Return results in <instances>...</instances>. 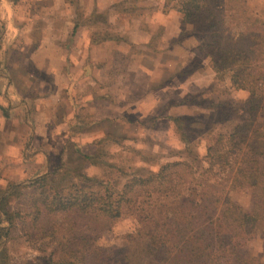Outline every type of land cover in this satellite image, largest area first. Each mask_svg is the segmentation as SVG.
<instances>
[{
    "label": "rangeland",
    "instance_id": "1",
    "mask_svg": "<svg viewBox=\"0 0 264 264\" xmlns=\"http://www.w3.org/2000/svg\"><path fill=\"white\" fill-rule=\"evenodd\" d=\"M182 1L185 0H117L110 9L98 11L95 15L99 16L92 18L96 25H89L92 26L91 31L98 30L99 38H102L105 30L110 31L111 36L117 37V42L125 37L129 46H126V54L107 43L95 50L99 62H90L92 71L87 75L82 74L79 65L49 62L50 50L41 46L44 44L42 37L46 35H52L55 40L65 39L71 26L66 15L74 11L72 14L75 18L86 17L87 10L93 5L91 0H4L3 5L0 4V20L8 25L6 32L9 39L16 30L26 26L13 46L6 41L7 61L0 57L10 81L5 87L0 81V102L7 105L2 107L3 111L0 108V189L9 183L23 182L51 170L62 160L66 161L68 167H78L89 176L100 175L102 168L85 161L76 147H80L84 153H92L97 148L94 139L105 137V123L92 124L94 103L103 93L110 99L125 101V112L132 123L125 127L126 136H115L122 137L121 140L106 141L104 150L107 159L109 154L111 161L127 166V172L135 174L157 171L161 164L170 161L185 160L195 168L197 163L202 162L206 148L217 137L220 123H228L227 119L234 123L240 121L239 117L234 116V113H241L236 102L244 100L247 93L231 88L229 72L223 67L217 75L208 55L198 52L199 49L193 52L199 44L196 34L198 26L187 24V28H181L177 35H171L157 24L159 21L155 12L158 8L164 14L172 10L176 13L175 7ZM108 2L99 0L103 8ZM247 2L249 9L255 13L257 11L256 14L259 13L264 19V0L258 1L254 8ZM148 23L154 24L152 29L148 28ZM138 32H142L140 39H150L149 47H145L143 42H134L139 39ZM119 34L124 37L121 38ZM27 37L31 44L25 47L23 39L27 40ZM33 43L39 44V48L34 50ZM193 43L196 46L192 48ZM54 49L56 55L65 52L59 47ZM112 49L116 52L112 53ZM68 50L70 54L74 51L72 48ZM28 54L30 62H27ZM112 59L113 64H104ZM234 61V57H229L227 67ZM141 65L153 72V79L150 75H141L143 87L129 94L130 86L134 87V72ZM69 70L72 73L70 78L67 76ZM209 78L212 80L207 84ZM145 87L149 88L147 98L138 94ZM220 101L224 103L221 107H215L212 111L207 108L213 102ZM163 105L179 107L175 115L191 119L189 150L192 156H188L189 150L187 152L182 148L179 136L174 133L173 123L163 118L155 119L160 114H167L159 111ZM77 119L83 122L80 131ZM138 119L144 127L136 124L135 120ZM109 121L114 123V118ZM260 166L264 167V157L260 158ZM211 184L218 193L223 191L229 194L243 211L251 213L255 209L251 190H233L229 183L221 179ZM47 199L46 192L42 194L24 188L11 201V209L23 215L8 243L10 264H41L40 249L53 247V243L45 239L43 230L37 231L31 226L34 218L31 207L36 202L40 206ZM258 212L264 215L261 210ZM40 219L53 218L43 213ZM43 222L39 223V227L42 228ZM132 227L130 219H120L110 232L102 235L101 242L116 249L118 264H145L152 255L143 243L122 244L119 236L130 232ZM237 238L242 241L241 247L245 252L257 257L258 264H264V219L257 221L248 236L240 235ZM214 246L205 252L202 264H238L237 252L233 257V247L223 244ZM93 262L88 256L87 263Z\"/></svg>",
    "mask_w": 264,
    "mask_h": 264
},
{
    "label": "trees",
    "instance_id": "2",
    "mask_svg": "<svg viewBox=\"0 0 264 264\" xmlns=\"http://www.w3.org/2000/svg\"><path fill=\"white\" fill-rule=\"evenodd\" d=\"M175 10L184 23L198 26V49L209 56L217 75L223 67L229 72L231 88L247 93L236 102L241 113L234 116L240 121L220 123L215 141L196 168L176 160L161 164L157 171L128 173L127 166L111 161L109 154L107 159L104 150L107 140L122 137L105 135L94 139L97 148L92 153L76 147L85 161L102 168L100 175L89 176L62 160L31 179L9 183L0 189V264H10L8 243L23 215L12 210L10 203L24 188L49 197L31 207V226L43 230L47 242L53 243L49 250L40 249L41 264H88V256L93 264H118L116 249L101 240L104 232L126 218L132 221V230L119 237L123 245L143 243L150 249L152 255L145 264H202L205 252L216 244L233 247L238 264H258L257 257L242 249L237 236H248L264 219L258 212L264 213V167L260 166L264 157V19L249 9L247 0H185ZM88 21L92 22L91 16ZM229 57L235 61L227 67ZM222 104L213 102L207 108L212 111ZM165 119L173 123L188 152L191 119L172 115ZM76 122L80 131L83 122ZM192 155L189 150L188 156ZM219 179L233 190H251L255 209L247 213L229 194L214 190L211 183ZM43 213L53 219H40Z\"/></svg>",
    "mask_w": 264,
    "mask_h": 264
},
{
    "label": "crops",
    "instance_id": "3",
    "mask_svg": "<svg viewBox=\"0 0 264 264\" xmlns=\"http://www.w3.org/2000/svg\"><path fill=\"white\" fill-rule=\"evenodd\" d=\"M3 1L4 0H2V1L0 0V4L3 5V3H2ZM91 1H92L93 5H91V8H89L90 10H87V14L88 15H86V17H84V18H82V17L80 19L78 17L75 18V15L72 14V13H74V11L70 12L69 15L66 13L67 14L66 15V19H68V24H71V26L69 27V31L66 34V36H65L66 38L65 39H59V40L56 39L55 40V38L52 35H46V36L42 37V38H44L42 40L44 42V44L41 46V48H44V49H46V48L48 49L49 48L50 54H51V58L49 59V62L53 61L52 63H54V64L55 63H60L61 65H63V63L64 64H68L69 63L70 65L71 64L72 65L73 64L79 65V70L82 72L83 75H87V74L91 73V71H92L91 70L92 68L90 67V62L91 61H93V63H98L99 62V59L97 58V55L94 53V51L97 50V49L99 50L100 48H102V46H104V44H106V43L108 45L110 44L113 47H115V49H117L118 51H120L122 53H125L126 46H129L128 43H127V40L124 37V35L119 34V36L121 38L124 37V39H119V41L117 42L115 40L117 37L115 38V37L111 36L109 34L110 31H106V30L104 31L105 33H108L107 34V38H105V39L99 38L100 34L98 33L99 32L98 30L94 29L93 32L91 31L92 26L96 25L93 22V19H92V22L88 21V18L90 16L93 18L95 16V14H97L98 11L100 12L103 9H107V8L110 9L112 7V5L117 0H109L108 4L106 5V7L104 6V8L101 7V5L99 4V0H96L97 2L95 0H91ZM248 1L250 2V4L252 6L253 5L255 6V5L258 4L257 2L260 1V0H248ZM254 6H253V8H254ZM162 11H163L162 9L158 8L155 13H156V15L158 17L157 21H159V23H157V24L162 26L161 27L162 30H165L166 33H169L171 35H177L180 32L181 28H187V26H188L187 24L188 23H184L182 21L181 16L179 15V13L176 10H175L176 13H174V11L172 10V11H169V12H167L165 14ZM0 12H1V10H0ZM256 13H257V11H256ZM169 16L171 18H168ZM0 18H1V13H0ZM75 25H78V27L75 30L74 34L72 35V33H73L72 31H73V28H74ZM89 25H92V26H89ZM153 25L154 24L148 23V28L152 29ZM7 27H8L7 23H5L4 21L0 20V57L3 58V59L6 58V61H7L6 47H5L6 41L9 42L8 43L9 46H11L12 44L16 43L18 41V39L20 38L21 34H23L22 33L23 29L26 26H23V28H20V29L17 28L18 30H16L14 32V34L12 35V38H10V39L8 37V33L6 32V28ZM105 33H103V35H101V36L103 37L105 35ZM138 33H139V39H137L135 37V39H137V41H134V42H139V44L143 42L145 47H149V40L150 39L145 37V36H143L146 39L142 40V39H140V36H142V32H138ZM97 39H99V40H97ZM130 39L131 38L128 39L129 42H131ZM189 41H190V39H189ZM191 41H192V39H191ZM23 42H24L23 46H25V47L30 46V44H31L30 43L31 41H30V39L28 37H27V40H26V38H24ZM71 42H73V43L71 44ZM38 45L34 44L33 45V49L36 50L37 47L39 48L40 45L39 46ZM191 46L193 48L196 45L193 43V44H191ZM55 47H59L61 49H64L65 52H60L59 55H56L55 49H54ZM71 48L74 50L71 53L72 55L70 54V51L68 50V49H71ZM89 49H91L92 51H90ZM197 49L198 48L195 47L193 52H195ZM87 51H88V54H87ZM89 52H91V53L89 54ZM111 52L115 53L116 50L113 51V49H112ZM198 52H200V51L198 50ZM59 56H61V57H59ZM30 60H31V57L28 54L27 62L28 61L30 62ZM32 62L34 63L35 61H32ZM110 62H112V64H113L114 60L113 59H112V61L108 60L104 64H110ZM3 64H4V66L2 67ZM98 67H100V66H98ZM4 68H5V63H0V81H2V85L4 84V87H5L6 85H8V83L10 81H9V78L7 77V75H6V72L4 71L5 70ZM95 68H96V66H95ZM75 70H77V69H75ZM71 71H72V69H71ZM69 72H70V70L67 71V76L70 78L72 76L71 75L72 73L71 72L69 73ZM144 74L146 76L150 75V77L153 79V77H152L153 76V72L150 73V70H146V68L141 65V67L138 68L134 72V75H133L134 87L131 88V86H130V88L128 90L129 94L132 93V92H136L137 89L143 87L142 86V82H141V79H142L141 75H144ZM211 80L212 79L209 78V80L207 81V84H209V82H211ZM148 89L149 88L145 87L143 89V91L140 90L138 92V94L140 96L143 95V97H146L148 95V92H149ZM0 96H1V92H0ZM169 98H170V96H169ZM142 100H144V98ZM142 100H141V102H142ZM169 101L170 100L166 101V105H167V103ZM124 102L123 101H121V102L117 101V100H115V98H111L110 99V98H108V96H105V93L101 94V97L98 98L95 101V103H94V107H93V122H92V124L93 125L94 124L98 125L100 123H105L104 125L106 127V130L103 132V134H105V135L122 136V137L126 136L127 134H126L125 127L128 126L129 124H132V123L128 120L127 113L125 112ZM4 106H7V105H5V104L0 102V107H4ZM177 109L179 110V107L174 108V106H170V107H165V105L161 106L159 108V111L163 110L167 114H165V116L163 114L158 115L157 116L158 117L157 120L160 119V118H163L164 120H166L165 117L167 115L181 116V115H175V114L178 113V111H176ZM0 113H1V110H0ZM112 118H114V123L109 121V119H112ZM135 122H136V124L138 126L142 127L141 121L139 119L135 120ZM117 127H119V129H116Z\"/></svg>",
    "mask_w": 264,
    "mask_h": 264
}]
</instances>
